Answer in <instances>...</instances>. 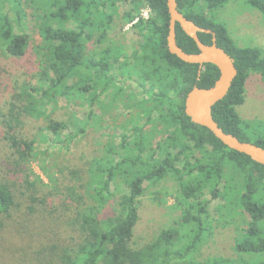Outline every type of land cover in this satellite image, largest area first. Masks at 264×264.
Returning <instances> with one entry per match:
<instances>
[{
    "label": "trees",
    "instance_id": "trees-1",
    "mask_svg": "<svg viewBox=\"0 0 264 264\" xmlns=\"http://www.w3.org/2000/svg\"><path fill=\"white\" fill-rule=\"evenodd\" d=\"M6 1L16 9L18 23L23 24V0ZM26 1L35 7L32 15L39 20L35 27L43 49L40 75L48 82L46 93H53L48 99L60 91L76 92L89 96L92 102L97 97L96 91L104 93L116 88L112 92L114 100L123 96L124 89L117 87V83L128 79L137 84L141 89L139 94L143 95L129 106H140L147 123H152L153 129L159 126L163 136L155 147H147L143 145L142 129L133 125L136 155L127 152L120 159L104 161L88 157V152L73 171L76 186L64 198L60 197L57 205L53 196L46 193L31 191L27 195L19 190L18 186L22 185L29 190L28 181H22V185L0 181V228L3 217L23 205L34 214V227L29 230L32 238L49 236L52 240L55 236L56 246L52 245L49 250L53 251L54 264H264V165L230 149L209 129L192 122L185 114L186 93L196 84L210 87L218 77V68L212 63L184 62L168 51L166 0ZM227 1L177 0V6L188 19L213 31L217 45L233 58L237 69L226 95L212 107L213 119L225 132L264 148V117L243 120L236 111L244 102L249 73H258L264 83V49L236 45L227 28L208 15V11ZM247 1L264 16V0ZM121 2L128 4L121 15L124 22H132L138 16L132 25L140 41L129 55L121 41L107 34ZM143 4L151 12L148 18L138 15ZM20 29L15 31L7 13L0 14V50L8 56L20 57L27 48L29 35L22 26ZM95 35L98 53H87L85 41ZM198 36L204 43H211L212 33L198 32ZM176 41L184 51L198 52L193 39L179 24H176ZM130 96L136 97V93ZM13 107L11 103L8 118L2 119L5 138L18 154L21 144L24 145L27 152L24 150L21 154L26 158L32 141H20L11 133L15 129L12 123H19L21 114ZM91 116L90 110L84 118L73 116L67 122L48 117L46 128L57 141H62L61 132L68 129L63 139L67 145L86 133ZM122 138L126 140L127 136ZM181 160L184 161L179 166ZM170 174L178 184L176 201L182 207L180 226L195 224V227L189 232L171 226L162 228L150 241L133 247L130 242L139 219L138 204L144 182L154 185ZM117 178L125 185V191H119ZM222 183L224 186L220 189ZM111 186L117 188L119 196L111 191ZM78 189L80 193H76ZM205 189L213 198L225 200L224 209L231 218L239 216L237 226L241 232L234 240L238 254L235 259L200 260L194 256L208 230L209 200L204 198ZM69 201L77 203L73 223L78 238L72 246L58 245L59 239L62 241L60 227H63L60 213L68 211Z\"/></svg>",
    "mask_w": 264,
    "mask_h": 264
},
{
    "label": "rangeland",
    "instance_id": "rangeland-1",
    "mask_svg": "<svg viewBox=\"0 0 264 264\" xmlns=\"http://www.w3.org/2000/svg\"><path fill=\"white\" fill-rule=\"evenodd\" d=\"M21 6L23 24L17 21L16 9L6 0H0V14L9 15L16 32L22 30L20 29L22 26L29 35L27 48L22 56H8L0 50V181L21 185L22 181H28L29 190H25L23 185L16 186L27 195L31 191H36L39 194L53 196L52 199L57 205L59 198H64L68 191L70 193L72 186H76L77 178L73 171L78 168L88 152V157L104 161L120 159L122 154L127 152L136 155L138 150L133 137V125L142 129L143 145L147 147H155L163 135L159 132V126L153 129V124L147 123V116L140 113V106H129L137 103V99L143 95L139 94L141 89L137 84L128 79H122L117 83V87L124 89L123 96L114 100L112 92L116 88L104 93L96 91L97 97L92 102L90 98L88 99L89 96L76 92L60 91L55 93L52 99H48V95L53 93H46L48 82L43 81L40 75L43 49L35 27L39 20L32 15L35 7L31 3L23 0ZM127 8L126 2L118 5V15L115 16L107 34L112 39L121 41L126 55H129L138 48L140 37L136 27L132 25L138 16L132 22H124L121 17ZM40 13L42 14L43 10ZM138 15L148 18L151 12L143 4ZM208 15L227 28L236 45L264 49V16L247 0H228L222 6L208 11ZM95 38L96 35L85 41L87 53L91 51L98 53ZM49 74L53 75L51 71ZM133 92L136 93V97L130 96ZM244 96V102L236 107L239 116L243 120L262 119L264 83L258 73H249L245 81ZM11 103L14 109L21 111L20 122L12 123L15 129L11 133L20 141H32V149L26 158L21 154V151L27 152L24 145L21 144L18 154L16 148L5 138L2 119L7 117ZM90 110L92 116L86 133L77 136L67 145L63 139L69 132L68 129L61 132L62 141H57L53 133L46 128L48 117L67 122L71 121L73 116L84 118ZM123 136H127L126 140L122 138ZM123 141L126 142L125 145ZM183 161L181 160L178 165L180 166ZM116 181L120 183L119 191H125V185L121 180L117 178ZM31 183L34 185L29 186ZM223 186L224 183L220 189ZM76 191L81 192L80 189ZM111 191H114L115 195H120L115 186H111ZM177 194L178 184L171 174L154 185L144 182V192L138 204L139 219L130 242L133 247L150 241L162 228L171 226L179 228L181 232H189L195 227V224L180 226L182 207L176 201ZM204 198L209 200L207 229L210 234L206 230V235L194 256L200 260L208 257L237 258L234 240L241 232L237 226L239 216L231 218L224 209L225 200L220 197L213 198L208 189L204 190ZM69 204L68 211L60 213L63 227H60L62 241L59 239L58 245L72 246L78 238L73 223L76 210L74 207L77 203L69 201ZM26 209L22 205L21 208L11 210L10 216H4L2 219L0 264H54L52 262L54 258H51L53 251L49 250L57 243L55 236L53 241L48 239L49 236L32 238L29 230L34 227V214Z\"/></svg>",
    "mask_w": 264,
    "mask_h": 264
},
{
    "label": "water",
    "instance_id": "water-1",
    "mask_svg": "<svg viewBox=\"0 0 264 264\" xmlns=\"http://www.w3.org/2000/svg\"><path fill=\"white\" fill-rule=\"evenodd\" d=\"M169 14L166 46L171 54L187 63H212L218 68V77L207 88L197 84L186 93L184 97V112L192 122L209 129L215 137L230 149L249 156L253 161L264 165V148L254 143L242 141L232 133L225 132L213 119L212 107L221 100L229 90L231 83L237 75L233 58L217 45L216 36L211 29L197 25L184 16L177 6V0H166ZM176 24L195 42L198 52L184 51L176 41ZM198 32L212 33L211 43H204Z\"/></svg>",
    "mask_w": 264,
    "mask_h": 264
}]
</instances>
